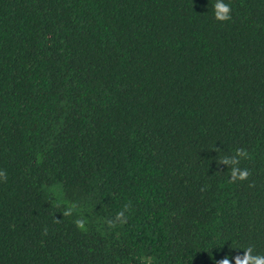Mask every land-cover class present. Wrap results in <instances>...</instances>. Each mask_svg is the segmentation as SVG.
I'll return each instance as SVG.
<instances>
[{
  "label": "trees",
  "instance_id": "1",
  "mask_svg": "<svg viewBox=\"0 0 264 264\" xmlns=\"http://www.w3.org/2000/svg\"><path fill=\"white\" fill-rule=\"evenodd\" d=\"M214 2L0 0V264L264 254V0Z\"/></svg>",
  "mask_w": 264,
  "mask_h": 264
},
{
  "label": "clouds",
  "instance_id": "2",
  "mask_svg": "<svg viewBox=\"0 0 264 264\" xmlns=\"http://www.w3.org/2000/svg\"><path fill=\"white\" fill-rule=\"evenodd\" d=\"M212 11L214 15V19L218 22H228L232 19V8L229 3H226L225 0H215L212 5ZM217 152L220 149H215ZM250 158L249 152L245 148H237L234 150L231 155H223L217 158L219 164H223L228 166L229 173V182L235 183L237 181H245L251 176V170L248 168H241L240 163L242 160H247ZM7 172L6 170H0V182L7 181ZM249 187H254V184H250ZM128 205L124 206V210L117 213L115 221L109 220L108 224L111 227H115V222L120 221L121 223H125L126 219L124 218V212L127 211ZM78 209V205L76 203H71L67 205L62 215L65 217L72 216ZM86 219L81 216L74 220L75 226L81 230L86 231ZM47 233V229H45L44 234ZM235 264H264V254L255 253L254 247L249 245L246 248H243V255H237L234 257ZM150 264V261H149ZM216 264H231L230 259L225 256L223 259L216 262Z\"/></svg>",
  "mask_w": 264,
  "mask_h": 264
}]
</instances>
